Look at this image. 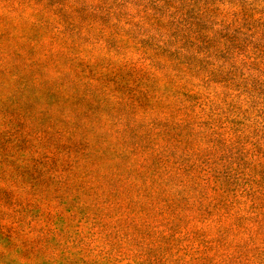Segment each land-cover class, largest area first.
<instances>
[{
	"label": "rangeland",
	"instance_id": "obj_1",
	"mask_svg": "<svg viewBox=\"0 0 264 264\" xmlns=\"http://www.w3.org/2000/svg\"><path fill=\"white\" fill-rule=\"evenodd\" d=\"M0 264H264V0H0Z\"/></svg>",
	"mask_w": 264,
	"mask_h": 264
}]
</instances>
